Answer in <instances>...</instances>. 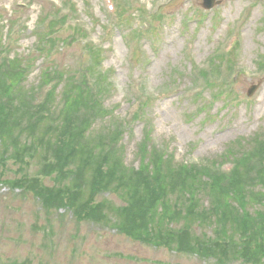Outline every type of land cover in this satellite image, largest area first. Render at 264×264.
<instances>
[{
  "label": "rangeland",
  "instance_id": "374dc122",
  "mask_svg": "<svg viewBox=\"0 0 264 264\" xmlns=\"http://www.w3.org/2000/svg\"><path fill=\"white\" fill-rule=\"evenodd\" d=\"M112 1L0 0V66L9 71V62L18 56L33 61L26 86L34 90V106L44 99L41 80L48 69H55L48 76L58 70L77 81L85 69L101 73L95 128L81 144L87 146L91 138L95 144L111 125L121 134L114 161L129 174L154 153L170 158L176 168L204 167L214 179L222 176L227 162L225 169L244 166L253 185L264 186V152L256 157L264 146V0H220L210 12L202 10L201 0ZM116 3L121 17L114 16ZM253 86L258 90L249 99ZM63 87L53 92L56 115ZM17 170L12 162L0 164V179L18 178ZM219 183L229 187L227 179ZM197 185L199 205L209 208L211 187L204 181ZM98 201L115 208L124 203L115 194ZM261 202L250 194L248 215L242 217L237 208L233 217L240 223L259 217L254 207ZM42 204L31 191L0 182V264L218 263L134 242L106 226L76 221L65 209L47 211ZM228 208L236 207L231 202ZM224 222L228 226L230 221ZM194 229L195 239L204 232L212 236ZM228 257L227 264H253L231 253Z\"/></svg>",
  "mask_w": 264,
  "mask_h": 264
},
{
  "label": "trees",
  "instance_id": "16d2710c",
  "mask_svg": "<svg viewBox=\"0 0 264 264\" xmlns=\"http://www.w3.org/2000/svg\"><path fill=\"white\" fill-rule=\"evenodd\" d=\"M28 67L22 56L9 62V71L0 66V75H7L0 78V164L12 162L18 167V178L0 179L1 183L14 190L31 191L47 211L65 209L76 221L106 226L134 242L202 259L215 258L217 264H227L230 253L244 263L264 264V186L253 185L244 166L237 165L227 179V189L219 183L226 180L224 176L211 178L198 165L176 168L170 158L154 153L144 157L141 167L129 174L118 159L114 161L119 130L108 125L109 133L103 130L95 137V144L92 138L87 146L81 144L95 128L102 74L85 69L82 80L77 81L74 75L58 70L48 76V71L55 70L48 69L42 87L64 83L62 109L56 115L54 91L42 104L33 105L34 90L26 86ZM95 91L99 97L94 96ZM257 151L256 157H261L264 146ZM32 169L35 172L30 175ZM47 180L53 185H47ZM202 181L211 187L209 208L201 207L196 198L197 184ZM171 191L173 197H169ZM104 194L122 197L123 206L115 208L108 201H98ZM250 194L261 198V204L254 207L259 217L249 216L240 223L234 212L241 208L242 217L248 215L251 206L245 203ZM231 202L236 208H228ZM233 225L236 230L229 227ZM256 225L260 226L257 237ZM195 227L212 236L204 232L195 239Z\"/></svg>",
  "mask_w": 264,
  "mask_h": 264
},
{
  "label": "water",
  "instance_id": "95a60500",
  "mask_svg": "<svg viewBox=\"0 0 264 264\" xmlns=\"http://www.w3.org/2000/svg\"><path fill=\"white\" fill-rule=\"evenodd\" d=\"M216 5H219V2L217 0H202V8L206 11L212 10ZM258 86H253L248 91V97H252L254 93L257 91Z\"/></svg>",
  "mask_w": 264,
  "mask_h": 264
}]
</instances>
